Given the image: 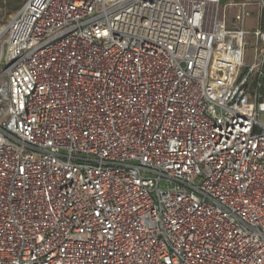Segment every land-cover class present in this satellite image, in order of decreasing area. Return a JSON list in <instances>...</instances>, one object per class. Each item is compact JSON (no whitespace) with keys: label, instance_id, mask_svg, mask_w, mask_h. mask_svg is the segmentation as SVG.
I'll list each match as a JSON object with an SVG mask.
<instances>
[{"label":"built area","instance_id":"1","mask_svg":"<svg viewBox=\"0 0 264 264\" xmlns=\"http://www.w3.org/2000/svg\"><path fill=\"white\" fill-rule=\"evenodd\" d=\"M220 1L11 17L0 264H264V0Z\"/></svg>","mask_w":264,"mask_h":264},{"label":"rangeland","instance_id":"2","mask_svg":"<svg viewBox=\"0 0 264 264\" xmlns=\"http://www.w3.org/2000/svg\"><path fill=\"white\" fill-rule=\"evenodd\" d=\"M25 1L26 0H0V32L7 26L11 17L19 10L15 7L17 5H20L19 7H21ZM241 1L245 0H221L220 7L223 11V9L226 10L229 3ZM251 9H254V6H251ZM235 12L236 10L233 8L228 9V15L230 19L234 16ZM254 23V20H248V25L250 27L254 26ZM249 61L251 60L249 59ZM210 76L211 78L215 79L214 82H220L222 84L225 82L226 78L229 77V71L227 69L214 66L210 71Z\"/></svg>","mask_w":264,"mask_h":264},{"label":"trees","instance_id":"3","mask_svg":"<svg viewBox=\"0 0 264 264\" xmlns=\"http://www.w3.org/2000/svg\"><path fill=\"white\" fill-rule=\"evenodd\" d=\"M20 5H17L15 8H17V9H20L21 7H19Z\"/></svg>","mask_w":264,"mask_h":264}]
</instances>
